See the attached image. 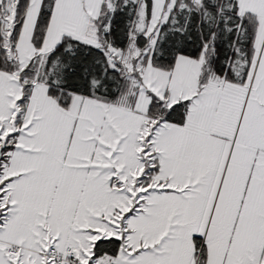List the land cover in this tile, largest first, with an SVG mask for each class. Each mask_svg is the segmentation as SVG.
<instances>
[{"label":"snow or ice","instance_id":"6c2138e0","mask_svg":"<svg viewBox=\"0 0 264 264\" xmlns=\"http://www.w3.org/2000/svg\"><path fill=\"white\" fill-rule=\"evenodd\" d=\"M0 264H264V0H0Z\"/></svg>","mask_w":264,"mask_h":264}]
</instances>
